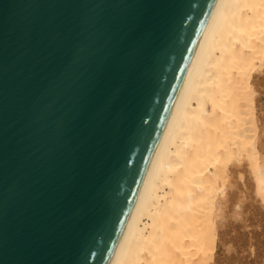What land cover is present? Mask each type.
<instances>
[{
	"label": "water",
	"instance_id": "1",
	"mask_svg": "<svg viewBox=\"0 0 264 264\" xmlns=\"http://www.w3.org/2000/svg\"><path fill=\"white\" fill-rule=\"evenodd\" d=\"M217 0H0V264H109Z\"/></svg>",
	"mask_w": 264,
	"mask_h": 264
},
{
	"label": "bare ground",
	"instance_id": "2",
	"mask_svg": "<svg viewBox=\"0 0 264 264\" xmlns=\"http://www.w3.org/2000/svg\"><path fill=\"white\" fill-rule=\"evenodd\" d=\"M263 66L264 0H217L109 264H214L227 184L243 161L264 200Z\"/></svg>",
	"mask_w": 264,
	"mask_h": 264
},
{
	"label": "rangeland",
	"instance_id": "3",
	"mask_svg": "<svg viewBox=\"0 0 264 264\" xmlns=\"http://www.w3.org/2000/svg\"><path fill=\"white\" fill-rule=\"evenodd\" d=\"M254 83L264 169V66L254 73ZM235 167L227 184L225 215L218 219L214 264H264V200L247 160Z\"/></svg>",
	"mask_w": 264,
	"mask_h": 264
}]
</instances>
